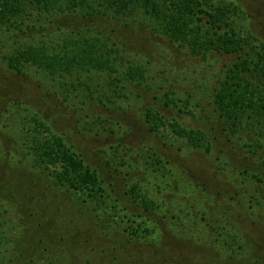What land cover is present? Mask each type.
Returning a JSON list of instances; mask_svg holds the SVG:
<instances>
[{"label": "trees", "instance_id": "16d2710c", "mask_svg": "<svg viewBox=\"0 0 264 264\" xmlns=\"http://www.w3.org/2000/svg\"><path fill=\"white\" fill-rule=\"evenodd\" d=\"M59 3L80 23L63 35L54 32L49 40L6 42L3 60L11 71L31 70L43 87L60 84L67 96H89L86 89L101 78L115 89L123 79L145 81L150 67L135 57H116L119 49L126 51V45L120 38L115 41L106 25L95 20L113 22L136 13L157 34L204 62L218 55L235 57L222 65L218 84L208 94L211 119L225 120L232 135L206 123L196 128L181 126L177 114L170 121L154 107L146 108L142 116L151 133L168 127L176 137L207 153L214 147L212 140L216 141L218 170L213 177L220 190L200 189L199 181L189 180L185 172L174 168L173 173L170 159L153 148L131 151L118 143L115 147L128 150L126 165H135L145 175V179L133 178L124 191L128 197L121 198L113 195L110 184L72 142L27 107L23 120L16 118L21 146L9 158L21 170L22 182L18 189L10 180L0 185V219L10 214L3 201L16 210L15 205L21 206L27 233L23 229L26 237L15 238L14 257L6 264L19 258L15 252L22 247L26 264H264V37L249 27L238 30L233 22L249 18L248 2L0 0V34L7 33L11 39L12 29H18L26 18L30 21L31 15L36 16L32 26L43 28V19L61 13ZM91 16L94 20L86 19ZM153 50L156 53L158 48L153 46ZM2 173L4 181L7 174ZM165 193L170 194L168 200H163ZM59 202L64 209L58 210ZM131 202L140 208L138 212L129 210ZM51 204L57 206L56 213L77 218L64 222L76 233H47L35 215ZM3 221L1 239L6 232ZM167 237L177 243L174 252L163 247Z\"/></svg>", "mask_w": 264, "mask_h": 264}, {"label": "rangeland", "instance_id": "374dc122", "mask_svg": "<svg viewBox=\"0 0 264 264\" xmlns=\"http://www.w3.org/2000/svg\"><path fill=\"white\" fill-rule=\"evenodd\" d=\"M246 1L248 4L245 5V9L250 16L234 18V25L242 31L243 28L249 27L254 33L264 37V0ZM58 6L62 9L61 13L43 19L40 23L43 28L38 25L32 26L36 23L32 21L36 16L31 15L30 21L27 22L26 18L25 23L19 25L18 29H12L11 39L6 37L7 33L0 34V185L10 180L14 188L18 189L19 183L22 182L18 177L22 174L21 170L15 167L14 162H11L13 159L10 161L9 158L21 146L16 118L23 120L22 116L28 114V110L25 109L29 107L39 112L56 132L75 145L84 159L98 170L100 177L110 184L114 196L127 198L128 195H125L124 191L130 185L129 182L133 178L145 179V175L135 165H126L127 149L121 150L124 145L133 148L131 151H135L136 148L141 151L153 148L163 155L166 154L164 157L170 159L172 172H176L175 169L185 172L189 180L199 181L200 189L210 186L214 193L218 192L220 188H216V179L213 177L218 170L215 159L216 141L212 140L214 147L207 153L203 147H193L186 139L176 137L168 127L163 128L160 133H151L143 121L142 113L152 106L170 121L172 116L176 114L180 116L181 126L196 128L200 126L198 124L201 123L204 127L203 123H206L215 128L226 129L227 135H232L229 133L230 125L225 120L211 119L210 111L213 106L209 102L211 98L208 94L212 93L218 84L222 65L233 61L235 57L218 55L216 59L204 62L192 56L187 49L180 48L157 34L154 26L146 23L145 19L136 13H127L130 17L124 19L125 21L121 18L113 19V22L91 16L86 19L91 21L95 18L97 22L105 24L107 32H110L108 34L114 36L115 41L120 38L126 45L125 52L117 47L119 52L114 54L116 57L122 55L125 59L135 57L137 61L150 67V70L142 82L123 79V83H116L119 87L115 89V85H106V82L100 81L101 78L93 81L91 89H86L85 92L90 94L89 96L82 93L67 96V92L60 84L50 87L46 83L47 86L43 87L37 74L27 69L22 73L13 72L3 60V53L8 49L6 42L12 44L14 39L21 43H27V39L49 40L54 32L63 35L67 29L75 28L80 23L72 17V13H68L70 9L65 4L59 3ZM113 31L119 37L115 36ZM153 46L158 48L156 53ZM143 56L146 58H142ZM95 85L101 87L97 88ZM170 99L172 102H168ZM180 110L184 114H179ZM247 119L244 117L246 123ZM244 127L246 128V125ZM118 143L121 144L120 148L115 147ZM2 172L7 174L5 176L7 180L5 178L4 181L1 180ZM157 194L155 192V195ZM169 195L163 194V200H168ZM20 203L23 204L24 200ZM3 204L8 207L10 214L7 219H0V222L4 220L6 230L3 239L0 238V264H6L9 258L14 257L11 250H14L13 244L17 243L15 238L19 235L18 238H25L27 233L20 218L21 215L24 216L21 206L15 205L18 208L16 210L8 201H3ZM57 206H61L58 210L64 209L63 202H59ZM56 207L51 204L46 211H40V214L35 215L37 219L43 221L47 233L54 235L64 231L68 234L76 233L64 222L69 219L73 222L78 221L77 218L70 217L71 214L56 213ZM128 208L132 212H138L140 209L132 202L128 204ZM23 229L26 233L21 234ZM167 239L163 243L165 251L174 252L177 243L171 238ZM21 250L19 253L15 252V255H20L19 258H12L7 264H26L27 253L24 256ZM49 252H52L51 248Z\"/></svg>", "mask_w": 264, "mask_h": 264}]
</instances>
